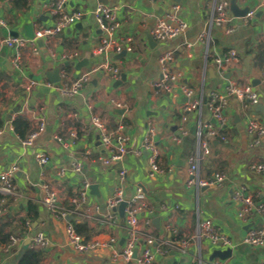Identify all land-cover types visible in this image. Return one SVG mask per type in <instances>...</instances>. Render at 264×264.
<instances>
[{
  "label": "crops",
  "instance_id": "0c3cea01",
  "mask_svg": "<svg viewBox=\"0 0 264 264\" xmlns=\"http://www.w3.org/2000/svg\"><path fill=\"white\" fill-rule=\"evenodd\" d=\"M56 1L0 0V19L6 22V26H0V38L14 36L15 32L31 38L30 28L35 33L38 28L51 25L56 16L50 7ZM232 1L240 9L256 11L250 21H245L244 16L237 17L230 9L235 29L227 33L212 24L215 0H69L68 8L83 10V18L63 33L38 38V51H34L32 41L27 43L18 66L12 62L14 49L3 47L0 172L18 164L15 182L20 191L11 203L15 218L0 221V226L4 224V231L14 229L20 233L19 219L30 201L38 205V218L21 235V243L9 252L0 250V264H19L27 248L41 251L39 264H135L113 255L114 248H121L127 237L125 210L122 214L119 207L110 209L106 204L118 186L123 187L126 199L138 188L143 191L145 208L140 220L145 235L155 237L159 243L176 235L189 242L185 251L170 246L168 251L157 254L155 264L209 263L218 249L198 239L201 217L211 218L232 241L231 255L214 259L227 264H264V245H251L244 240L250 228L264 226V213L242 218L241 206L234 198L235 192L245 186L254 200L264 201V172L253 169V165L264 163V136L255 144V138L247 131L249 115L264 124V0H230V4ZM100 3L116 10L118 27L113 36L131 47L124 55L92 54L93 48L109 36L95 14ZM172 12L186 21L185 31L166 41H150L148 34L153 23ZM205 32L209 45L199 38ZM230 50L238 53V60L222 66L215 64L216 55ZM166 52L173 53V69L181 72L182 81L194 90L192 97L180 90L173 95L157 87L162 77L160 57ZM70 54L73 57L67 58ZM105 64L118 66L120 75L113 77L103 67ZM84 74L88 78L81 93L76 98L65 97L57 85L70 83ZM57 75L59 81L53 82L52 77ZM232 82L257 86L260 103L252 106L248 101L227 96L221 104L224 128L210 138V152L205 154L198 132L207 122L218 126L210 109L212 95L222 94ZM192 100H198L199 107L186 113V131L182 132L183 109ZM93 115L99 116L111 132L124 126L129 139L121 160L105 162L111 151L101 144L99 132L91 123ZM17 116L28 119L33 130L38 128L40 116L45 119L44 129L30 147L23 146L15 133L12 122ZM151 128L161 169L154 173L149 168L150 152L144 147ZM39 152L49 156L44 168L37 159ZM78 161L82 168L75 172L72 166ZM193 162L198 165L201 179L223 173L224 183L188 186ZM61 168L65 173L59 177L57 172ZM122 168L127 169V175L121 182ZM83 181L90 182L84 202L80 200ZM49 190H55L60 205L71 212L66 218L47 207ZM73 221L85 223L91 230L88 240L98 238L105 244L94 251H78L69 243L67 233V224ZM167 226L176 230V235ZM38 232L49 237L48 247L33 246L32 238ZM111 237L117 243H110Z\"/></svg>",
  "mask_w": 264,
  "mask_h": 264
},
{
  "label": "built area",
  "instance_id": "2783aa9c",
  "mask_svg": "<svg viewBox=\"0 0 264 264\" xmlns=\"http://www.w3.org/2000/svg\"><path fill=\"white\" fill-rule=\"evenodd\" d=\"M261 1V0H258ZM69 0H57L51 7L50 11L56 16V20L51 25L38 28L33 38L21 37V36H10L5 39L0 38V52L4 46L14 49L12 62L18 66L22 57V50L27 43H33L34 51H38L36 40L45 36H52L63 33L65 30L70 28L72 25L80 21L85 12L79 8H68ZM178 9V5L175 7ZM256 9H249L243 17L245 21H250L254 16ZM95 14L97 17L98 24L105 30L108 31L109 36L98 43L92 50L94 56H104L109 53L118 54L123 50H131L129 44L122 43L116 37L113 36L114 31L118 27L116 10L106 4L100 3L95 8ZM213 26L221 27L225 32L231 33L235 27L233 25V16L230 13V0H215L214 5V18ZM6 26V22L0 19V26ZM187 28L186 21L179 16L178 13L172 12L166 14L164 17L158 18L150 28L151 36L157 41H166L170 38L180 36ZM200 40L209 45L208 34L201 33ZM188 47L191 44H187ZM73 55H67V58H72ZM239 56L235 50H230L228 53L218 54L214 58L215 64L222 66L224 63L230 60H238ZM173 53L166 52L160 57L162 66V77L156 83L157 87L161 90L176 95L180 90L186 97L190 98L194 94V90L187 85L186 82L182 81V73L173 69ZM113 77L117 78L120 75V69L116 65L105 64L103 66ZM88 78V74H84L82 77L65 83L61 87V91L68 99L76 98L82 90L83 82ZM33 81L30 83L28 90L31 89ZM227 96L235 97L241 101H248L252 106L260 103V91L259 88L252 84L239 85L237 83H230L225 87L222 94L213 93L210 104L212 116L215 121H218V126L211 122H207L202 125V130L198 132L200 138V148L205 154L210 152V138L217 135L218 131L223 126V114L221 112L222 101H225ZM199 107L198 100H192L188 102L184 107V114L182 116L183 124L180 126L182 132L186 131L185 122L187 121L188 112L195 110ZM39 126L26 138L21 139V144L25 147H30L34 144L39 133L44 129L46 123L43 116L39 117ZM91 123L95 129L99 132V138L101 144L109 148L111 151L110 158L105 162L108 163L111 160H121L126 150V143L129 139L128 134L125 132L124 126L119 125L114 131H109L106 123L97 115H93ZM153 129H150V133L144 139V147L150 152L149 168L152 173L161 171L158 164L159 151L154 146L151 139V133ZM247 131L255 139L254 142L257 144L261 137L264 136V124L260 122L256 116L249 115L247 118ZM202 132H205L203 134ZM200 154V153H199ZM37 159L41 167H45L49 162V156L45 152H39ZM82 168L81 162H75L72 166V170L75 172L80 171ZM253 169L257 172H264V163L253 165ZM20 167L18 164H13L0 172V191L5 195L0 199V212L3 211L4 204L7 202V195L13 197V202L17 200L19 196L20 187L15 182V175L19 172ZM65 173V169L61 168L57 172V176L61 177ZM127 175V169L122 168L119 171V180L122 182L125 180ZM226 179L223 173H216L210 179H201L198 173L197 163H192L189 168V177L187 180L188 186H221ZM90 182L83 181L80 192V200L85 201L87 191L89 190ZM235 200L241 206L239 216L244 218L250 214L264 213V201H256L253 196L249 193L245 186L240 187L234 194ZM47 207L55 213L57 216L66 218L70 211L63 208L59 202L58 193L55 190H49L45 199ZM122 202H127L125 208V227L127 229V237L124 245L121 248H114V257L122 256L127 261H133L135 264H155L156 256L159 253L168 251L170 246L176 247L182 251H185L189 242L186 239H173L169 238L159 243L155 237L145 235L141 229L140 213L145 208L144 193L138 188L136 193L130 198L126 199L122 186H118L114 192L107 199V206L110 209H116ZM80 204V203H79ZM78 204V205H79ZM112 216V215H111ZM171 230L172 235H176V230L172 227L167 226ZM67 233L69 237V243L80 252L94 251L105 244L102 240L94 238L86 240L84 236L77 233L73 224H67ZM198 239L200 241L206 240L214 248L219 250L227 249L232 247V241L229 236L221 231L214 221L208 217H201L198 223ZM21 235H11L9 241L6 244H0V250L9 252L15 245L21 243ZM245 242L251 245H264V226L252 227L248 230L245 236ZM33 246L37 247H48L50 245V239L44 232H38L32 238ZM110 243L115 244L117 240L114 237L110 238ZM158 244L161 247H158ZM165 246V249L163 248ZM137 256L134 257V253ZM212 264H227L224 260L214 259Z\"/></svg>",
  "mask_w": 264,
  "mask_h": 264
},
{
  "label": "trees",
  "instance_id": "16d2710c",
  "mask_svg": "<svg viewBox=\"0 0 264 264\" xmlns=\"http://www.w3.org/2000/svg\"><path fill=\"white\" fill-rule=\"evenodd\" d=\"M18 3V0H16ZM25 7V6H24ZM260 63H262V59L260 60ZM13 127L15 130V133L21 138L24 139L27 137L29 133L33 131L31 122L24 118L23 116H17L13 122ZM224 126L221 127L223 130ZM2 197H5V195L0 191V199ZM7 197V202L4 204V213L0 217V221H8V220H13L14 213L11 211V203L13 202V197L11 196H6ZM38 218V205L32 201L29 202L28 204V209L25 211L24 215L19 219L20 220V233H15V230L11 231H4L2 225L0 226V244H6L11 235H22L28 232L29 229V224L36 221ZM75 230L77 233L81 235L86 236V240L89 239L91 235V230L87 227L85 223H81L79 221H73L72 222ZM173 239H182L179 235H176L173 237ZM42 256L41 251L33 249V248H27L26 252L22 256V258L19 261V264H39V260Z\"/></svg>",
  "mask_w": 264,
  "mask_h": 264
},
{
  "label": "water",
  "instance_id": "95a60500",
  "mask_svg": "<svg viewBox=\"0 0 264 264\" xmlns=\"http://www.w3.org/2000/svg\"><path fill=\"white\" fill-rule=\"evenodd\" d=\"M230 9H231V11L234 13V15L235 16H237V17H242V16H245V14L248 12V10H249V8L247 7V8H244V9H240L238 6H237V4H236V1H232L231 2V4H230ZM14 34V36H18V34L15 32V33H13ZM28 35L31 37V38H33L34 37V33L32 32L31 33V28H30V33H28ZM148 39L151 41L152 39H153V37L150 35V34H148ZM126 53V50H123L120 54H117L116 56H121V55H124ZM248 60H249V57H247L246 59H245V64H247L248 63ZM58 76V75H57ZM123 77H124V75H123ZM52 81L53 82H57V81H59V76L58 77H52ZM59 88H61L62 87V84L60 83V84H58L57 85ZM205 187H208V186H205ZM126 205H127V202H122L118 207H119V210L121 211V213L123 214L124 213V210H125V208H126ZM67 219H71V218H67ZM231 253H232V250L229 248V249H226V250H215L213 253H212V255L210 256V258H209V263L208 264H212V260L214 259V258H216V257H220V258H222V259H224V258H226V257H228V256H230L231 255ZM137 256V253L135 252L134 253V257H136Z\"/></svg>",
  "mask_w": 264,
  "mask_h": 264
},
{
  "label": "bare ground",
  "instance_id": "6f19581e",
  "mask_svg": "<svg viewBox=\"0 0 264 264\" xmlns=\"http://www.w3.org/2000/svg\"><path fill=\"white\" fill-rule=\"evenodd\" d=\"M26 48V47H25Z\"/></svg>",
  "mask_w": 264,
  "mask_h": 264
}]
</instances>
